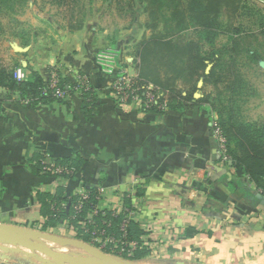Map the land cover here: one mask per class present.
<instances>
[{
  "label": "crops",
  "instance_id": "0c3cea01",
  "mask_svg": "<svg viewBox=\"0 0 264 264\" xmlns=\"http://www.w3.org/2000/svg\"><path fill=\"white\" fill-rule=\"evenodd\" d=\"M114 10L108 2L94 6L75 32L47 17V30L34 43L6 51L9 61L17 59L24 73L32 71L44 82L53 70L71 82L86 76L96 104L84 114L75 95L65 103L30 107L0 88V223L64 233L60 226L43 229L39 194L51 179L31 165L39 157L79 160L63 193L72 197L80 185L101 187L102 207L129 205L147 244L132 261L264 264V197L241 167L219 158L212 112H123L112 100L113 76L101 71L96 55L113 48L131 63V48L148 35L142 7L131 24L117 19L112 27L103 18Z\"/></svg>",
  "mask_w": 264,
  "mask_h": 264
},
{
  "label": "trees",
  "instance_id": "16d2710c",
  "mask_svg": "<svg viewBox=\"0 0 264 264\" xmlns=\"http://www.w3.org/2000/svg\"><path fill=\"white\" fill-rule=\"evenodd\" d=\"M106 1L110 3V0ZM26 2L28 0H0V88L7 96H16L19 101L30 107L51 102L65 103L66 101L54 95V90L49 87L48 81L44 82L32 71L25 73V79L22 81L18 82L13 78L14 68L20 65L6 58V51L10 46L3 48L2 42L5 39L2 36L8 35L12 39H18L21 47L34 43L33 34L23 31L15 33L12 31L15 24L5 20L6 16L15 13L16 3ZM48 2L60 10L63 23L60 27L68 32H75L83 27L85 16L90 12L88 6L93 0H48ZM143 3L145 2L141 0H117L119 5L114 8L117 15L129 14V24L136 18L138 7L143 8V25L148 35L131 48L130 65L135 68L141 85L151 84L159 88L168 102L166 111L159 113L152 109L149 113L161 115L168 111L181 112L191 107L204 108L214 113L218 126L226 138L229 161L243 169L255 189L264 197V123H247L238 120L232 109L235 101L241 99L243 91L250 90L248 81L236 71L233 59L234 56L241 54L239 39L249 31H241L240 26L235 27L233 20L239 17L248 18V22H253V25L257 26L256 35L264 37L263 13L247 0H148L147 3ZM156 9L160 13L164 10L168 12L160 15L163 19L162 25L155 16ZM1 18L5 23H2ZM223 18H225L224 22ZM222 36L227 38V42L219 46L218 39ZM207 48L210 50L207 51ZM225 57L228 60H225ZM249 58L255 61L259 56L254 53ZM208 67L210 70L206 74ZM56 71L57 87L66 93L67 100L75 95L78 96L84 114L90 113L96 104L94 88L91 85L80 86L77 81L71 82L62 77L58 70ZM201 79L205 86L216 88L220 85L228 91L230 107L220 105L217 108L214 104L215 99L208 94L195 99L196 85ZM218 102L220 103V100ZM42 161L40 157L33 161L32 169L38 176L50 180V174L42 173ZM54 164L71 170V175L63 176L67 179H72L80 168L79 160H66ZM84 187L89 190L90 197L83 203L79 212L74 210L77 197H66L63 193L65 188H59L52 195L39 194L45 219L44 230L47 227L61 226L62 223L69 222L78 229L77 238L89 242V235L82 231L78 222L86 220V217L98 207V200L95 199L97 187ZM63 203H68L67 209L62 207ZM127 207L131 209L129 205ZM122 218L123 214L113 216V211H106L104 217L98 215L93 219L107 236L140 243V231L135 221L129 222L125 234L120 232ZM191 234V230H187L186 237ZM142 250L143 247L137 249L131 256L124 253L122 257L136 260Z\"/></svg>",
  "mask_w": 264,
  "mask_h": 264
},
{
  "label": "built area",
  "instance_id": "2783aa9c",
  "mask_svg": "<svg viewBox=\"0 0 264 264\" xmlns=\"http://www.w3.org/2000/svg\"><path fill=\"white\" fill-rule=\"evenodd\" d=\"M96 63L104 74L113 76L109 90L112 100L121 111H138L140 113H149L152 109L158 111L159 113L166 111L168 102L162 95L159 88L151 84L141 85L137 73L131 68L130 63L119 55L117 50L113 48L101 50L96 55ZM13 78L18 82L25 79V73L21 67L14 68ZM47 83L49 87L54 90V95L58 99L67 101L68 97L66 93L57 87L58 75L56 70L51 72ZM77 84L80 86L90 85L86 76L78 77ZM211 118L212 138L216 143V153L222 162H228L229 159L227 155L226 138L218 126L217 117L214 113L211 114ZM42 173H48L51 177L50 184L42 188V192L52 195L59 188L66 189L69 179L64 178L63 176L71 175L72 172L65 167L57 166L52 162L43 160ZM96 191L97 196L95 199L98 200V207L86 217V220L78 222L82 231L89 235V242L87 243L105 253L118 257H122V254L124 253L131 256L137 249L142 247L146 248L147 244L143 238L140 239V243L137 241L127 242L124 239L107 236L105 232L97 226L93 218L98 215L104 217L106 215V211H113V216L123 214V218L119 226L122 234H125V230L129 222L131 220L134 221L135 219L132 218L133 211H130L125 207H121L118 210H109L102 207L101 203L103 202L102 198L104 189L97 187ZM73 196L77 197V204L74 206V210L79 212L83 203L89 199L90 194L88 189L80 185L73 193ZM67 204L68 203H63L62 207L67 209ZM60 228L61 232L68 233L78 239V229L71 226L69 222L62 223ZM115 252L117 253L115 254Z\"/></svg>",
  "mask_w": 264,
  "mask_h": 264
},
{
  "label": "rangeland",
  "instance_id": "374dc122",
  "mask_svg": "<svg viewBox=\"0 0 264 264\" xmlns=\"http://www.w3.org/2000/svg\"><path fill=\"white\" fill-rule=\"evenodd\" d=\"M141 1L147 3L148 0H141ZM247 1H249V3L255 6L257 9H259L260 12L263 13L264 15L263 0H247ZM107 2L108 1L106 0H93V2L88 6L89 7L88 11H90L89 13H92V8H94V6ZM48 3H49L48 0H28V2L24 4L16 3V5L14 6L15 13H13L11 16H6L5 20H10L11 23L15 24V26L12 28V31H14L15 33H20V31L21 32L23 31L24 33L26 32L28 34L31 33V35L33 34L34 36L33 39H35L34 40L35 42L37 38L40 37V35L42 34V31L47 30V28H45V25L42 24L44 23L42 19H46L47 17H50L55 22V24L59 26H62L63 24L61 21L62 17L59 12L60 10L56 9V7L51 6ZM110 4L113 6V9H116L119 5L117 4V0H110ZM163 13L167 14L168 12L164 10ZM163 13H160L158 9H156L155 16L158 20H160L159 23L161 25L163 23V19L162 17H160V15H162ZM87 18H88V14L85 16V21ZM225 18L222 19L223 22ZM117 19L123 20L127 24L129 23L130 18L128 13H124V14L122 13L120 15H117L115 10L112 12V15L107 14L103 18L104 22H106L108 26H112V27L117 21ZM5 20L3 19L2 23H5ZM253 24H254L253 22L252 23L248 22V18H244V17L243 18L239 17L238 19L233 20V25L235 27L240 26L239 29L241 31L244 30L249 31L245 36L239 39L240 41L239 50L241 54L234 56L233 59L235 60L234 64L236 71H238L242 75L245 81H248L250 90L243 91V95L241 99H239V101L238 100L235 101L234 106H232V109L234 110V114L238 120L247 123L261 124L264 123L263 120H261L264 119V101L262 99V97L264 96V37L260 35H256L258 31L257 26ZM2 38L5 39L2 42L3 48H6L7 46L15 47L16 45H18V39H12L8 35L2 36ZM226 42H227V38L222 36L218 39L217 44L219 46H222L225 45ZM208 50L210 49L207 48V51ZM254 53L259 56V58L256 59L255 61L249 58ZM12 60L13 62L17 63L16 61L17 59L12 58ZM225 60H228V58L225 57ZM200 81H202V85L200 87H198V84L196 85L197 88L196 93H199L201 97L207 94L210 95L212 99H215L214 104L217 108L220 107V105H222L223 107H230L228 103L230 93L228 91H225L223 87L220 85L217 86L216 88L214 86H209V85L205 86L203 84V80L201 79ZM218 94L221 95L218 96ZM219 100L220 103L218 102ZM50 234L66 237V238H74L72 235L68 233L60 234L57 232ZM68 250H72V249L68 248ZM25 252L26 251L24 249L18 246L16 247V246L0 243V264H7V263L17 264L18 261L24 257Z\"/></svg>",
  "mask_w": 264,
  "mask_h": 264
},
{
  "label": "water",
  "instance_id": "95a60500",
  "mask_svg": "<svg viewBox=\"0 0 264 264\" xmlns=\"http://www.w3.org/2000/svg\"><path fill=\"white\" fill-rule=\"evenodd\" d=\"M209 68L206 69V74ZM201 85L202 81L198 83V87ZM200 97L199 93L194 94L195 99ZM0 243L18 246L26 251L25 259L21 258L17 264H139L105 253L76 238L61 237L12 224L0 223ZM68 248L74 251L64 250Z\"/></svg>",
  "mask_w": 264,
  "mask_h": 264
}]
</instances>
